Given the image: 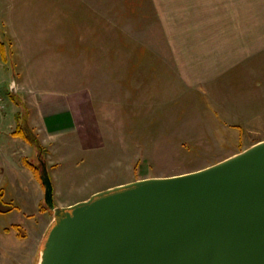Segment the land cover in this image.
<instances>
[{
    "label": "rangeland",
    "instance_id": "obj_1",
    "mask_svg": "<svg viewBox=\"0 0 264 264\" xmlns=\"http://www.w3.org/2000/svg\"><path fill=\"white\" fill-rule=\"evenodd\" d=\"M229 18L261 37L264 0H0V146L21 129L41 142L28 101L68 95L75 127L48 159L68 202L195 172L264 141V60L242 76L250 87L258 78L251 96L236 97L225 74L207 82L190 71L206 53L202 28Z\"/></svg>",
    "mask_w": 264,
    "mask_h": 264
},
{
    "label": "water",
    "instance_id": "obj_2",
    "mask_svg": "<svg viewBox=\"0 0 264 264\" xmlns=\"http://www.w3.org/2000/svg\"><path fill=\"white\" fill-rule=\"evenodd\" d=\"M38 264H264V141L204 169L55 205Z\"/></svg>",
    "mask_w": 264,
    "mask_h": 264
},
{
    "label": "crops",
    "instance_id": "obj_3",
    "mask_svg": "<svg viewBox=\"0 0 264 264\" xmlns=\"http://www.w3.org/2000/svg\"><path fill=\"white\" fill-rule=\"evenodd\" d=\"M188 32L194 33V30ZM201 33L202 49L206 53L203 54L201 67H191L190 71L197 69L200 74H205L203 76H206L207 82L218 81L225 74V81L231 86L236 85L240 91L236 97H244L247 92L251 96L258 86V78H251L253 85L250 87L251 80H243L242 76H256V68L263 64L261 60H264V52L260 53L259 42L261 38L264 39V33L260 37L257 28L244 26L242 21L233 18L225 19L219 25L204 26ZM9 85L10 82H6V91ZM213 86L218 87L219 94L216 95L226 100L222 96V87L215 83ZM35 96V99L28 101L29 123L41 133L45 159L54 186L55 205L67 208L84 200L67 202L64 199V186L53 174L48 159L55 154L59 138L74 130V112L66 94L43 92L35 93ZM230 98L228 95L227 99ZM8 118L0 119V129ZM9 145V148L0 146V190L3 191L5 206L11 208L6 213L0 212V264H38L46 233L55 217L45 206L44 185L35 171L26 164V161L35 164L33 157L36 156V149L25 140L14 137Z\"/></svg>",
    "mask_w": 264,
    "mask_h": 264
},
{
    "label": "trees",
    "instance_id": "obj_4",
    "mask_svg": "<svg viewBox=\"0 0 264 264\" xmlns=\"http://www.w3.org/2000/svg\"><path fill=\"white\" fill-rule=\"evenodd\" d=\"M12 98H13V100H16L15 97L12 96ZM30 131H31V129H30ZM31 134L34 137H32ZM31 134L29 133V131L27 132L25 129H23V130L21 129V130L16 131V133H14L12 136L13 137H21V138L25 139L26 141L28 140L33 145V147L36 149L37 152L43 154L44 148H43L40 140H38L36 134L32 133V131H31ZM26 164L28 167L32 168L35 171V173L37 174L38 178H40V169L38 167V164L37 165L32 164L28 161H26ZM9 210H11V208L5 206V203L3 202V191L0 190V212L6 213ZM16 228L19 229V227H16Z\"/></svg>",
    "mask_w": 264,
    "mask_h": 264
},
{
    "label": "built area",
    "instance_id": "obj_5",
    "mask_svg": "<svg viewBox=\"0 0 264 264\" xmlns=\"http://www.w3.org/2000/svg\"><path fill=\"white\" fill-rule=\"evenodd\" d=\"M11 88H12V89H15V84H14V83L11 85ZM4 110H5V106L3 105V100H2V98L0 97V114H1L2 112H4Z\"/></svg>",
    "mask_w": 264,
    "mask_h": 264
}]
</instances>
